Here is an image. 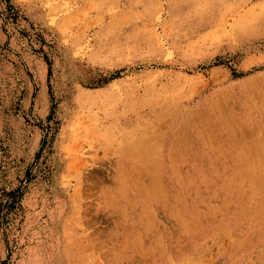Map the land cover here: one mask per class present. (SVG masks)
Here are the masks:
<instances>
[{"label":"rangeland","instance_id":"1","mask_svg":"<svg viewBox=\"0 0 264 264\" xmlns=\"http://www.w3.org/2000/svg\"><path fill=\"white\" fill-rule=\"evenodd\" d=\"M0 264H264V0H0Z\"/></svg>","mask_w":264,"mask_h":264},{"label":"bare ground","instance_id":"2","mask_svg":"<svg viewBox=\"0 0 264 264\" xmlns=\"http://www.w3.org/2000/svg\"><path fill=\"white\" fill-rule=\"evenodd\" d=\"M195 107V106H194ZM73 209V208H72ZM73 213V212H72ZM38 254V253H37ZM235 259V258H234Z\"/></svg>","mask_w":264,"mask_h":264}]
</instances>
